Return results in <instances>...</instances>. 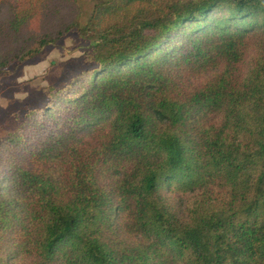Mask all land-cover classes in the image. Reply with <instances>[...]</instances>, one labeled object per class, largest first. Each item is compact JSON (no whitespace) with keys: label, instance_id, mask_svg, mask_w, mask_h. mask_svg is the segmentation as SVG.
Returning a JSON list of instances; mask_svg holds the SVG:
<instances>
[{"label":"trees","instance_id":"trees-1","mask_svg":"<svg viewBox=\"0 0 264 264\" xmlns=\"http://www.w3.org/2000/svg\"><path fill=\"white\" fill-rule=\"evenodd\" d=\"M81 1L0 0V77L92 47L0 139V264H264V0Z\"/></svg>","mask_w":264,"mask_h":264},{"label":"rangeland","instance_id":"rangeland-1","mask_svg":"<svg viewBox=\"0 0 264 264\" xmlns=\"http://www.w3.org/2000/svg\"><path fill=\"white\" fill-rule=\"evenodd\" d=\"M98 1H81L83 24L91 17ZM5 14V9L1 8L0 18ZM91 48V41L81 38L73 30L46 46L38 57L10 66L0 77V139L15 127L17 119H21L26 110L47 101L44 89L49 86L58 88L88 68L84 56Z\"/></svg>","mask_w":264,"mask_h":264}]
</instances>
